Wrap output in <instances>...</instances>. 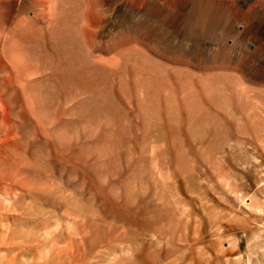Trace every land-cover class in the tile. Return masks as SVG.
Masks as SVG:
<instances>
[{
    "label": "rangeland",
    "instance_id": "374dc122",
    "mask_svg": "<svg viewBox=\"0 0 264 264\" xmlns=\"http://www.w3.org/2000/svg\"><path fill=\"white\" fill-rule=\"evenodd\" d=\"M81 238L264 264V0H0V264Z\"/></svg>",
    "mask_w": 264,
    "mask_h": 264
},
{
    "label": "bare ground",
    "instance_id": "6f19581e",
    "mask_svg": "<svg viewBox=\"0 0 264 264\" xmlns=\"http://www.w3.org/2000/svg\"><path fill=\"white\" fill-rule=\"evenodd\" d=\"M17 8V7H16ZM13 52V51H12ZM94 225V224H93ZM96 226H97V224H95ZM99 226V225H98ZM97 226V227H98ZM77 229V228H76ZM79 229V228H78ZM111 229V228H110ZM115 232H117V229H115V230H112V234H114ZM88 233L89 232H87V234H86V236L88 235ZM91 235V234H90ZM80 237H83V234L82 235H79ZM89 236V235H88ZM87 236V237H88ZM98 239L97 240H99L96 244H94V246H93V241L91 240V242H92V244H90V247L92 248V247H100V245H103V243H104V240H105V236H104V238H102V237H97ZM101 238V239H100ZM77 239V238H76ZM95 239V238H94ZM106 239H108V240H106L108 243V245H111L112 243H121V242H124V241H129L128 239H130V237H129V233H128V231H124L122 234H119L118 233V235H112V236H110V238H106ZM81 242H80V244H78V245H76V248H77V250H76V252H77V254H75V255H71V264H85L86 263V261L85 260H88V259H90V257H89V252H88V250L89 249H86L84 246H85V244L83 243L84 241L82 240V238H81V240H80ZM85 243H88V241L87 242H85ZM90 243V242H89ZM87 245V244H86ZM68 247V246H67ZM82 248V251L80 250V249ZM65 250H67V249H65ZM73 252H74V249H73ZM75 253V252H74ZM56 254V253H55ZM173 257V256H172ZM174 260V259H173ZM47 261V260H46ZM175 261V260H174ZM38 262V261H37ZM36 263V262H35ZM34 263V264H35ZM38 264H39V262H38ZM41 264H48L47 262L46 263H44V262H42ZM174 264V263H173Z\"/></svg>",
    "mask_w": 264,
    "mask_h": 264
}]
</instances>
